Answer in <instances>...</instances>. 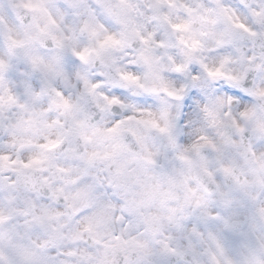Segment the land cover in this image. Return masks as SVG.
Segmentation results:
<instances>
[{
	"label": "clouds",
	"instance_id": "9594fccd",
	"mask_svg": "<svg viewBox=\"0 0 264 264\" xmlns=\"http://www.w3.org/2000/svg\"><path fill=\"white\" fill-rule=\"evenodd\" d=\"M0 264H264V0H0Z\"/></svg>",
	"mask_w": 264,
	"mask_h": 264
}]
</instances>
